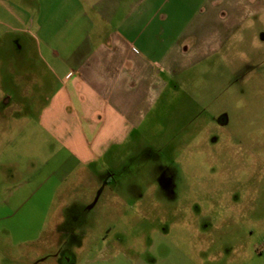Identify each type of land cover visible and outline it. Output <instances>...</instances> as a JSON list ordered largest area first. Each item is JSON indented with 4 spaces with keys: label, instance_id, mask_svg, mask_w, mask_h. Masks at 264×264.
Wrapping results in <instances>:
<instances>
[{
    "label": "rangeland",
    "instance_id": "rangeland-1",
    "mask_svg": "<svg viewBox=\"0 0 264 264\" xmlns=\"http://www.w3.org/2000/svg\"><path fill=\"white\" fill-rule=\"evenodd\" d=\"M8 31L0 264H264V15L217 54L170 61L138 134L74 171L76 158L52 156L36 94L22 92L48 68Z\"/></svg>",
    "mask_w": 264,
    "mask_h": 264
},
{
    "label": "crops",
    "instance_id": "crops-1",
    "mask_svg": "<svg viewBox=\"0 0 264 264\" xmlns=\"http://www.w3.org/2000/svg\"><path fill=\"white\" fill-rule=\"evenodd\" d=\"M263 15L264 0H0V27L32 39L48 68L22 92L36 94L52 156L76 158L73 171L138 134L170 61L217 54Z\"/></svg>",
    "mask_w": 264,
    "mask_h": 264
}]
</instances>
